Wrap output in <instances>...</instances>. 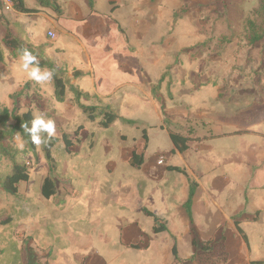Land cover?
<instances>
[{
  "label": "rangeland",
  "instance_id": "rangeland-1",
  "mask_svg": "<svg viewBox=\"0 0 264 264\" xmlns=\"http://www.w3.org/2000/svg\"><path fill=\"white\" fill-rule=\"evenodd\" d=\"M56 1L61 15L41 8L36 0L26 4L39 8L38 14L13 10L4 15L17 37L66 74L65 103L56 101L53 79L44 84L29 79L20 57H13L3 44L6 23L0 28L5 56L0 64V113L18 106L19 115L31 111L51 119L54 138L60 141L53 149L58 194L46 200L42 185L49 165L43 143L32 153L19 134L9 140L18 151L17 161L31 168V179L19 186V197L0 192V220H12L0 225V264H158L151 261V238L144 227L142 238L131 245L135 248L123 240L129 222L137 219L131 203L134 198L139 202L144 183L143 170L131 168L129 158L134 151L143 152L144 129L150 137L149 153L157 156L165 175L166 168L174 166L171 132L200 139L240 135L246 144L260 135L264 41L250 45L245 26L256 17L260 0H95L94 14L87 0ZM62 39L68 44L59 47ZM82 48L94 58L90 78L99 76L98 95L81 103L111 106L121 120L108 130L91 123L74 102L71 88L84 78H75L73 71L87 68ZM104 82L108 89L101 92ZM80 88L89 89L87 84ZM81 126V144L68 153L62 137L73 138ZM258 148L250 145L244 151ZM256 154L260 157L254 151L255 160ZM182 156L180 166L186 170L189 158ZM252 165L253 176H259L257 162ZM11 168L3 161L0 178ZM92 192L97 212L82 200ZM202 233L187 228L157 237L167 245L159 264H227L224 246L206 252L214 238L205 247ZM171 236L179 242V262L171 252Z\"/></svg>",
  "mask_w": 264,
  "mask_h": 264
},
{
  "label": "crops",
  "instance_id": "crops-1",
  "mask_svg": "<svg viewBox=\"0 0 264 264\" xmlns=\"http://www.w3.org/2000/svg\"><path fill=\"white\" fill-rule=\"evenodd\" d=\"M27 8L39 10V8ZM53 25L50 23L51 29ZM75 42L84 47L78 39ZM67 44V41L62 39L58 46L63 47ZM82 49L85 52L87 68L74 70L82 72L83 76L80 78H84L81 81L75 80L78 86L76 88L83 92L80 87L87 84L89 89L83 93L88 94L91 99L93 95H98L97 77L99 74L96 73L90 78L89 73L93 69L94 58L90 52ZM108 85L106 82L100 91H107ZM212 136L217 137L212 138ZM212 136L203 138L199 142H191L190 150L183 154L174 153L175 147L172 143L174 166L166 168L169 172L166 175L163 169L157 165V156L149 153L151 152L149 146L144 153L145 163L141 168L144 172L142 193L139 196V202L134 198V202L131 203V208L137 213V219L129 222L123 240L127 245L135 248L131 245L138 237L142 238L140 229L144 227L145 232L151 238L147 245L150 246V251L154 256L152 262L156 261L158 264L162 262L161 256L167 247L157 237L169 235L173 230L186 231L187 228H191L192 231L204 232L200 236L205 241L206 247L209 246V241L214 238V242L211 243L212 248H205L208 253L215 250L214 245L224 246L226 259L223 262H227V264L264 262V124L261 126L260 135L251 136L252 140L247 144L240 135L213 134ZM194 144L195 146H193ZM250 145H257L259 148L248 152L244 151V148ZM254 151L260 155L259 157L256 154L258 156L256 160L253 158ZM150 154L149 158L147 155L150 156ZM184 154H187L189 158L186 170L180 166L184 160L182 156ZM252 161H256L259 170L262 171L259 176H253ZM230 162L232 163L231 167L226 165ZM170 167L179 168L187 175L171 172L168 169ZM191 183L198 184L193 204V223L190 222L184 209ZM94 198L93 192L92 195L85 193L82 200L86 205L93 207L92 212H97L100 207H96ZM144 210L163 219L168 231L156 235L153 232L154 219L148 217ZM171 239L173 255L175 244H177L179 252V242L174 236H171ZM194 241L197 242L196 239H193V243Z\"/></svg>",
  "mask_w": 264,
  "mask_h": 264
},
{
  "label": "trees",
  "instance_id": "trees-1",
  "mask_svg": "<svg viewBox=\"0 0 264 264\" xmlns=\"http://www.w3.org/2000/svg\"><path fill=\"white\" fill-rule=\"evenodd\" d=\"M39 5L44 9H50L57 13L58 15L62 14V9L56 0H36ZM89 4V9L93 13L95 11V0H87ZM13 4V10L16 13L22 15H32L37 14L39 10H31L27 8L26 0H11ZM4 3L0 0V28L2 27V22H5L7 25L6 35L3 39V44L6 49L10 52L13 57H20L23 49H27L37 56L39 61L40 69H47L53 71V83H54V94L56 101L58 103H65L67 99V92L69 88V81L64 72L59 70L55 64L37 54L36 50L31 46L27 45L22 41L14 32L11 30L10 26L6 21L4 15ZM256 17L248 19L245 22L247 30V40L250 45H256L264 41V0H260V9L256 12ZM5 56L3 51L0 49V64L4 63ZM73 76L75 78H80L83 76V73L80 71H74ZM72 91L75 94L74 102L75 104L84 112L88 120L91 123L98 122V125L101 129L108 130L110 129L117 121L121 120V117L116 113L111 106H85L81 103L82 99H90V96L86 93L81 92L79 89L72 87ZM20 108L16 106L11 112L8 109H4L0 113V164L3 161H9L11 163V171L5 178H0V192L9 194L11 196L19 197L20 189L19 186L22 183H28L31 179V168L26 164H21L17 161L18 151L15 150L9 140H11L16 134H19L23 141L26 143L27 148L30 152L36 153L37 145L31 142V137L28 133L24 131L22 125L27 123L28 127L31 128V122L35 118L31 111L19 115ZM170 119L167 118L164 121V124ZM130 125H135L133 121H125ZM166 126V125H165ZM84 130V127L81 126L73 133V138L69 134H64L62 141L65 143V148L68 153H71L72 149L81 144V132ZM42 139H47V133H41ZM171 141L175 147L174 153H186L190 150L191 142H199L202 139L192 138L191 136H183L179 133L170 134ZM217 136H212L216 138ZM143 139V153L139 154L137 151H134L132 157L130 158L129 164L133 169L139 170L143 167L145 163L144 153L147 151L150 138L148 131L143 130L142 134ZM59 139L52 138L47 140L46 143H43V151L45 154L46 161L49 165V176L44 180L42 185V195L44 199L50 200L58 194V187L54 176L57 172V162L53 156V149L59 143ZM171 172L180 173L187 175L185 171L179 168H168ZM198 190V184L191 183L188 200L184 205V209L190 222L193 223V204ZM144 213L154 219L155 225L153 232L156 235L165 233L168 231L165 221L156 215L144 210ZM12 223V220L9 218L7 220H0L1 226H6ZM194 246L197 245V242L194 241ZM206 247V246H205ZM173 256L177 262H179L178 257V246L177 244L173 247ZM226 263V262H225ZM251 264H264V262H254Z\"/></svg>",
  "mask_w": 264,
  "mask_h": 264
},
{
  "label": "clouds",
  "instance_id": "clouds-1",
  "mask_svg": "<svg viewBox=\"0 0 264 264\" xmlns=\"http://www.w3.org/2000/svg\"><path fill=\"white\" fill-rule=\"evenodd\" d=\"M22 61V68L28 73V77L37 83L44 84L49 82L53 78V71H42L39 67V61L36 55L27 49L22 50L20 56ZM22 128L31 137V142L35 145L46 143L47 140H51L55 135V122L51 119L45 120L42 116L35 117L31 122V128L27 123L22 125ZM41 133H47V139H42ZM23 143L18 144V147L23 148Z\"/></svg>",
  "mask_w": 264,
  "mask_h": 264
},
{
  "label": "built area",
  "instance_id": "built-area-1",
  "mask_svg": "<svg viewBox=\"0 0 264 264\" xmlns=\"http://www.w3.org/2000/svg\"><path fill=\"white\" fill-rule=\"evenodd\" d=\"M3 3H4V13H8V12H11L13 11V4L11 2V0H2ZM51 37H54L53 34H51ZM160 163L162 164L163 163V160L160 161Z\"/></svg>",
  "mask_w": 264,
  "mask_h": 264
}]
</instances>
